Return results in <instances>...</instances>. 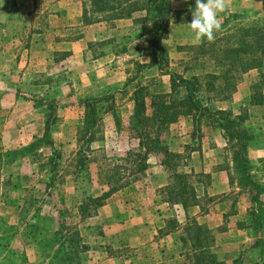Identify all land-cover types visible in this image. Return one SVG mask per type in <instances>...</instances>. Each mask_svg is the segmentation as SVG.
<instances>
[{
    "label": "rangeland",
    "instance_id": "obj_1",
    "mask_svg": "<svg viewBox=\"0 0 264 264\" xmlns=\"http://www.w3.org/2000/svg\"><path fill=\"white\" fill-rule=\"evenodd\" d=\"M178 5L180 0L173 2L172 7ZM32 12L26 0H14L13 5L10 0H0L2 68L12 69L10 63L14 55L15 59L21 61L20 66L24 60L35 56L36 49L28 50L24 41L36 42L43 39V34L35 31L41 26L43 19L36 18ZM176 12L178 13L168 25L166 38L161 41L166 58V64L161 70L155 65H149L152 56L147 39L151 36V25L142 20L143 15L136 14L132 19L129 18L128 25L116 26L115 20L107 22L108 30L104 39L114 44L110 52L118 56L114 60L119 71L123 72V80L114 90L102 92L98 96H88L103 99L97 106L93 125L94 139L86 152L88 161L84 171H75L74 157L79 142L77 130L83 125L80 101L87 97L80 98L78 92H74L70 72L56 68L21 76L23 68L20 67L17 91L0 92V136L8 131L9 127L6 125L10 120L14 122L16 133L9 132L18 135L11 145H0V264H139L135 257L148 253L144 249L128 246V224L123 229L126 236H123V230L120 234L117 231L112 234V229L110 232L109 226L100 221L102 217L98 213L79 221L75 206L85 194L94 196L106 189L98 172L103 175L102 171L112 164L128 166L122 157L130 150L128 146L135 142L128 126L131 111L129 94L135 82L143 85L147 91H166L167 73L170 71L184 76L214 71L209 55L199 53L198 48L200 43H206L207 46L210 42L206 39L196 41L194 33L188 27L192 18L191 11L183 8ZM219 19L221 28L215 32L213 41L219 45L223 44L224 36H231V43L241 30H264V0H229L228 10L219 14ZM14 41H18L17 48L11 45ZM92 48L91 53L86 50L85 57L103 53L99 46ZM46 52L52 61L64 57L60 58V51L46 48ZM260 71L264 73V60ZM260 71L250 69L239 74L230 98L211 102L209 108L228 109L234 114L246 116L243 124L251 134V140L245 150V173L254 182L258 193L252 209H249L250 197L241 191L248 186V179L239 182L238 175L230 169L229 191L223 197L230 204L222 228L235 226L242 219L249 222L247 228L250 229L249 232L259 236L254 241L258 242L262 254L264 104L244 105L242 101L246 94L249 95L250 83ZM3 74L10 75V72ZM5 83L9 86L8 77ZM33 83L39 86H34ZM12 108L16 110L13 113ZM203 128L206 127H200L201 138L206 135L202 132ZM174 131L176 130L168 125L162 136L168 138L177 133ZM14 138L13 136V140ZM219 150H213L211 155L218 162L217 165L221 164L224 155V152L223 155L218 154ZM215 165H210V168ZM228 165L230 168L233 166L231 160H228ZM177 170H185V167L179 166ZM157 174L156 169L147 167L135 179L124 175L121 182H126L123 187L130 184L148 185ZM165 174L166 183L170 171L165 169ZM201 186H205L203 178L201 182H195L198 191ZM205 199L204 196L200 198L199 204L207 206L216 201L215 197L210 203ZM118 208V215L128 214V209L121 202ZM250 210L253 215L249 214ZM247 213L251 220L246 217ZM174 214L176 211L170 206L164 216L170 218ZM66 227L77 230L79 243L85 244L86 250L81 251L72 240H68Z\"/></svg>",
    "mask_w": 264,
    "mask_h": 264
},
{
    "label": "trees",
    "instance_id": "obj_2",
    "mask_svg": "<svg viewBox=\"0 0 264 264\" xmlns=\"http://www.w3.org/2000/svg\"><path fill=\"white\" fill-rule=\"evenodd\" d=\"M79 1L82 5L81 22L84 25L130 18L132 13L144 11L142 20H146L151 25V36L147 39L152 56L149 65H155L161 70L166 64L165 50L161 41L166 38L168 25L173 16L178 13L172 10L170 0ZM10 2L13 5L14 0ZM188 4L187 11H191L195 7V0H188ZM230 38L231 36H224L221 45L215 42H210L207 46H205L206 43L198 45L199 53L209 55L214 71L187 76L170 71L167 73L168 90L166 91H147L143 85L135 82L129 94L131 111L128 126L130 134L135 139L136 150H128L122 157L128 166L112 164L102 171L103 175L98 172L106 189L98 195L85 194L83 196L75 206L79 221L94 215L113 192L126 184V182H121L124 175L135 179L137 174L145 171L148 167L149 154L160 155V164L170 171L167 182L158 189L161 199L170 206L179 205L182 209H186L189 206L198 205L200 211L205 210L206 207L199 204V199L204 196L205 201L210 203L212 197L206 194L198 196L195 182L199 183L203 178L206 183L208 174L193 173L188 165L190 152L199 148L202 135L201 126L216 131L223 140L224 145L218 154L221 155L224 152V155L222 154L221 164H216L215 167L226 171L228 182H231L230 169L238 175L239 182L248 179V186L242 188L244 190L241 191L249 195L248 201H251L249 209H252L258 191L254 182L245 173V150L251 140V134L243 124L246 116L245 114H234L228 109L209 108V104L214 101L228 100L235 89L239 74L250 69L260 71L264 60V30L244 29L231 43ZM93 45V43H88L87 49L93 50ZM99 54H93L90 57H96ZM63 56L64 52L60 54V58ZM261 72L257 73L256 79L250 83L248 95L250 105L264 104V73ZM102 99V97H87L80 101L83 109V125L77 130L79 142L74 157L75 171L85 170V163L88 161L86 152L89 149V143L94 139L93 125L98 104ZM179 117H189L191 121L189 135L191 141L182 153L169 150L166 138L162 136L167 126ZM262 119L264 120V114ZM44 129L46 130V125ZM228 160L232 162L231 168ZM182 165L185 170H177ZM249 214L253 215L252 210ZM222 215L226 216V214ZM246 217L251 220L248 213ZM240 224L242 225L240 221L236 222L237 226ZM62 226L63 224L60 223V227ZM166 227L165 233L177 231L178 250L190 264H220L212 249V233L205 226L198 224L193 217L185 216L182 224L176 223L175 219L170 217L166 220ZM66 230L68 240H72L81 251L86 250V245L79 243L77 230L74 227H66Z\"/></svg>",
    "mask_w": 264,
    "mask_h": 264
},
{
    "label": "crops",
    "instance_id": "obj_3",
    "mask_svg": "<svg viewBox=\"0 0 264 264\" xmlns=\"http://www.w3.org/2000/svg\"><path fill=\"white\" fill-rule=\"evenodd\" d=\"M175 1L170 0L172 10L189 7L188 0H180V5L172 7ZM26 2L36 18L43 19L41 26L35 30L43 34V39L36 42L35 40L24 41L25 48L36 49V53L35 56H29L31 58L24 60L22 66H20L21 61L14 58L15 55L11 58L12 69L7 70L2 68L4 64L0 65V92L17 91L20 67L23 68L21 76L56 68L66 69V72H70L72 76L74 92H78L80 98L98 96L122 84L123 72L119 71L114 60L118 56L110 52L114 44L104 39L108 30L107 23L99 21L82 24V5L79 0H26ZM136 14L144 15V11L132 13L130 19ZM130 19H118L114 21V24L128 25ZM88 43H93V47L99 46L103 53L94 58L85 57ZM2 44L3 42H0V46ZM11 45L17 48L18 41H14ZM46 48L64 52V57L52 61ZM9 72L10 75L3 74ZM7 77L10 81L9 86L5 83ZM42 86L45 85L42 84ZM242 101L244 105H248V94ZM11 111L13 113L16 110L12 108ZM13 125L14 122L11 120L6 125L9 128L0 136V145H11L16 141L18 135L10 133L15 132ZM170 126L177 133L166 138L168 148L173 152L182 153L191 141L190 118L180 117ZM202 132L206 135L200 139L199 148L190 152L188 165L193 173L208 174L204 188L201 186L199 191L198 187L196 188L197 195L206 194V196L215 197L216 201L214 204L207 205L208 207L205 206L206 209L203 211L199 210L198 205L189 206L186 209H182L179 205H172L176 214L171 217L178 224L185 221V216L193 217L198 224L205 226L213 234L212 249L220 264H264V253L261 254L258 242L254 241L259 239V236L249 232L250 229L246 227L245 220H238L243 221L242 225L222 228L225 222L222 214L226 213L230 204L227 199H223L229 191L228 180L225 170L210 168V165L218 163L211 158L212 151L220 149L224 144L220 135L209 127L203 128ZM128 149L136 150V142L128 146ZM160 159V155L154 154H149L147 157L148 168L153 167L158 173L151 178L148 185L130 184L113 192L97 209L96 214H100V218L102 217L100 221L109 226V231L112 229L113 232L110 231L112 234L116 231L120 234L128 224V246L148 251L141 254V257H135L139 264H190L178 250L177 231L164 232L167 228L166 220L169 219L164 216V213L169 210L170 205L164 202L158 193V189L165 185L166 179L165 169L160 164ZM120 202L128 209L127 215H118ZM123 236H126L125 231Z\"/></svg>",
    "mask_w": 264,
    "mask_h": 264
},
{
    "label": "clouds",
    "instance_id": "obj_4",
    "mask_svg": "<svg viewBox=\"0 0 264 264\" xmlns=\"http://www.w3.org/2000/svg\"><path fill=\"white\" fill-rule=\"evenodd\" d=\"M229 8V0H195V7L191 9V22L188 27L194 33L196 41L206 39L213 42L215 32L220 30L219 14Z\"/></svg>",
    "mask_w": 264,
    "mask_h": 264
}]
</instances>
